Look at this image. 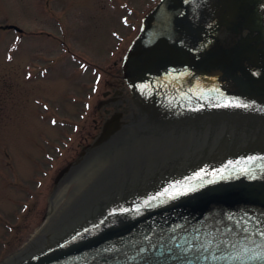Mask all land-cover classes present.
<instances>
[{
    "label": "water",
    "instance_id": "1",
    "mask_svg": "<svg viewBox=\"0 0 264 264\" xmlns=\"http://www.w3.org/2000/svg\"><path fill=\"white\" fill-rule=\"evenodd\" d=\"M122 70L97 171L3 264H264V0H160Z\"/></svg>",
    "mask_w": 264,
    "mask_h": 264
},
{
    "label": "rangeland",
    "instance_id": "2",
    "mask_svg": "<svg viewBox=\"0 0 264 264\" xmlns=\"http://www.w3.org/2000/svg\"><path fill=\"white\" fill-rule=\"evenodd\" d=\"M159 1L0 0V264L45 221L70 168L60 173L93 149L103 92Z\"/></svg>",
    "mask_w": 264,
    "mask_h": 264
},
{
    "label": "bare ground",
    "instance_id": "3",
    "mask_svg": "<svg viewBox=\"0 0 264 264\" xmlns=\"http://www.w3.org/2000/svg\"><path fill=\"white\" fill-rule=\"evenodd\" d=\"M89 155H91L89 157ZM97 171V163L92 150H87L84 155L79 158L66 173L63 181L53 192L50 198L49 211L45 221L34 232L28 245L17 254L8 258L5 262L23 254L27 251L48 229V227L56 220V218L69 206V204L78 196V194L89 183L95 172ZM3 262V263H5ZM1 263V264H3Z\"/></svg>",
    "mask_w": 264,
    "mask_h": 264
},
{
    "label": "flooded vegetation",
    "instance_id": "4",
    "mask_svg": "<svg viewBox=\"0 0 264 264\" xmlns=\"http://www.w3.org/2000/svg\"><path fill=\"white\" fill-rule=\"evenodd\" d=\"M118 79L119 81L115 84L111 83L112 89L103 92V98L99 103V110H102V105L104 106L100 126L96 120V127H99L101 132L105 129L110 131L116 129L127 118L128 111L132 109V91L123 76L122 66Z\"/></svg>",
    "mask_w": 264,
    "mask_h": 264
}]
</instances>
